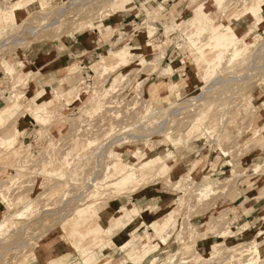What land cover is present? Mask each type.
Here are the masks:
<instances>
[{"label":"rangeland","instance_id":"1","mask_svg":"<svg viewBox=\"0 0 264 264\" xmlns=\"http://www.w3.org/2000/svg\"><path fill=\"white\" fill-rule=\"evenodd\" d=\"M16 1L0 0V113L6 114L0 124V220L12 219L0 227V264H103L106 257L111 264L118 255V264H264V222L240 236L252 212L245 209V193L251 181L264 178V22L253 10L242 14L252 0H172L169 10L136 7L132 0H84L83 6L75 5L81 0H46L41 10L40 0H26L17 19L8 15ZM261 6L264 13V1ZM54 11L62 18L54 20ZM119 16L129 20L135 45L122 43L124 36L115 42L118 33L108 22ZM48 21L56 24L47 27ZM242 21L248 27L238 32ZM220 24L228 26L220 33L241 39L235 42L244 50L232 45L211 73L218 52L203 47L201 56L193 32L201 28L202 40L213 42ZM84 33L97 45L82 57L72 41ZM109 53L117 59L102 63L99 54ZM24 55L34 57L32 68L23 67ZM3 66L13 75L5 78ZM209 78L216 79L203 87ZM157 84L180 89L154 97ZM39 86L50 88L39 93ZM177 97L183 100L169 107ZM44 99L52 102L35 116ZM28 124L32 133L23 142L25 134L16 131ZM101 143L109 144L97 149ZM117 164L148 173L166 167L156 173L162 180L151 175L122 190L112 177ZM13 201L10 209L6 203ZM136 218L142 229L118 243ZM93 226L100 242L94 257L84 260L67 236ZM46 246L54 247L52 262Z\"/></svg>","mask_w":264,"mask_h":264},{"label":"bare ground","instance_id":"2","mask_svg":"<svg viewBox=\"0 0 264 264\" xmlns=\"http://www.w3.org/2000/svg\"><path fill=\"white\" fill-rule=\"evenodd\" d=\"M25 1L26 0H17L14 4H13V8L10 10V12L8 13V15H10V17H13V18H19L20 17V14H21V12L24 10V8H25ZM78 1V0H77ZM77 1H74V2H77ZM86 1H89V0H86ZM95 1V0H94ZM263 1L264 0H252V5H251V7H248V8H246L245 10H243V12H242V14L244 15V17H245V15L246 14H248V13H251L252 12V10H253V12H254V14H255V16L257 17V19L260 21V22H264V13L262 12V6L260 7V5H262L263 4ZM24 2V3H23ZM38 2H39V0H38ZM82 2H84V0L82 1H80L79 3L77 2V4H75V5H78V4H82ZM40 4V6L42 7H40L41 8V10H44L45 9V7H46V5H48V2H46V0H40V2H39ZM85 3V2H84ZM250 3V4H251ZM70 4V3H69ZM80 4V5H81ZM88 4V3H87ZM67 5V4H66ZM72 5V4H71ZM75 5H72V6H75ZM72 6H70V7H72ZM81 6H83V5H81ZM255 6V7H254ZM63 7V6H62ZM62 7L60 8V10L62 9ZM69 7V8H70ZM257 7V10H255L254 8H256ZM69 9V8H67V7H64V9ZM78 9H79V7H77ZM64 10V11H67V10ZM58 10V9H57ZM63 10V9H62ZM250 10H251V12H250ZM54 12H56L55 13V16H56V18L54 17V20L55 19H58L59 18V16H57V11H54ZM63 12V11H62ZM62 12H60V13H62ZM37 13V12H36ZM35 13V14H36ZM59 13V12H58ZM66 13V12H65ZM64 12H63V15L65 14ZM39 14V13H38ZM50 15H51V13H50ZM53 15H54V13H53ZM52 15V16H53ZM59 15V14H58ZM42 16V15H41ZM44 16V15H43ZM52 16H50L48 19H52ZM58 17V18H57ZM198 17H199V14L198 13H194V15L192 16V18H191V21L193 22V23H195L197 20H198ZM60 18H62V17H60ZM59 18V19H60ZM236 19H237V17H235ZM228 19V18H227ZM242 19H243V17H242ZM53 20V19H52ZM52 20H50V21H52ZM54 20H53V22H54ZM46 21H47V19H46ZM58 21V20H57ZM60 21V20H59ZM44 23H47V22H44ZM49 21H48V24H45L47 27H48V25H49ZM60 23V22H59ZM56 24V22L54 23V24H50V25H55ZM49 25V26H50ZM41 26H43V25H41ZM40 26V27H41ZM45 26V27H46ZM40 27H37V28H40ZM44 26H43V28H45ZM42 28V29H43ZM224 28H228V26L227 25H222V24H220V25H218V26H216V28H215V31H217V33L215 34V35H213V36H211L210 37V39H212L213 40V42H209V41H204V40H202V37H201V34H202V29L201 28H198L197 29V31L196 32H193V34H195V40H194V42H196V41H200V43L198 42V43H195V47H196V49L199 47V49H198V51L197 52H199L200 53V51L201 50H203V47H208V48H210L211 50H215L214 52H218V57H217V59H216V62H215V64H214V66H213V68L211 69L212 71H211V73H213L214 72V67H216L217 65H218V62H220V60L222 59V57L224 56V51L225 50H227V49H230V48H232V45H237L238 44V50L239 51H243L244 49H243V46L242 47H239V42H241V39H234L232 36H230V37H228L227 35H222L220 32L222 31V29H224ZM40 30V29H39ZM44 30V29H43ZM225 30V29H224ZM41 31V30H40ZM214 31V32H215ZM232 32V31H231ZM260 35H262V36H264V33L262 32V34H260ZM112 36V35H111ZM234 37H236V36H234ZM236 40H240L239 42H235ZM191 43V42H190ZM13 44V43H12ZM202 44V45H201ZM192 45V46H193ZM193 46V47H194ZM198 46V47H197ZM78 50V49H77ZM79 51V50H78ZM110 55H108L106 58L103 56V55H100L99 54V59H102V63H105V61H107V60H110V61H112V59H114V57L116 58V56H114V55H111L112 53H109ZM201 56H204V54H203V52L201 51ZM127 56H129V54L127 53L126 54ZM199 55V54H198ZM200 56V55H199ZM188 58V57H187ZM117 59V58H116ZM124 59H126V58H124V57H121V59H118V61H119V63H117V64H120ZM256 64H254V66H255ZM115 68V67H114ZM154 68V67H153ZM254 68V67H253ZM258 68V67H257ZM2 70V74H3V76L5 77V78H9L10 76H12L13 75V72H14V70H13V68L11 67V66H9V67H7V66H3L2 68H1ZM157 69V68H156ZM257 70H259V68L257 69ZM261 70V69H260ZM264 70V68L261 70V71H263ZM152 71V70H151ZM257 74H258V72H257ZM212 76V75H211ZM166 77V76H165ZM170 77H171V75L169 76V79H170ZM216 78H209L208 80L206 79L205 81V83H204V85H203V87L204 86H207L208 84H210L212 81H214ZM248 79V78H247ZM170 81V80H169ZM231 81H234V80H231ZM170 83H168V85H169ZM167 85V84H166ZM179 89H180V87H176V85H173L172 84V86H170V88H166V87H161L160 85H156V87L154 88V97H157V96H159V97H165V96H168L170 93H175V92H177V91H179ZM66 93H68V92H61V94L63 95V94H66ZM60 94V95H61ZM56 99V98H55ZM60 99H62L61 97H57V100H60ZM171 99V98H170ZM51 99H44V100H42L41 102H40V106H39V108L38 109H36L34 112H35V116L36 115H38V116H40L41 114H43L44 112L46 113V111H47V109H48V106L51 104V102H52V100L50 101ZM180 100H183V98H179V97H177V98H172L171 99V105L169 106V107H171V106H174V105H177V103L180 101ZM164 111H162V112H154V113H149L148 115H145V117H143L142 118V120L143 121H145V120H147V119H150V118H154L155 116H157V115H160V114H162ZM6 116V114L4 115H2V113H0V124H2L3 122H5V117ZM141 120V119H140ZM139 122V121H138ZM137 123V122H136ZM134 124H131V125H128L127 126V128H130V127H132ZM106 127V126H105ZM21 129V128H20ZM163 130L164 129V127H157V128H155L154 127V129H153V131H155V130ZM123 130L125 131L126 130V127L125 128H123V129H121L119 132H123ZM21 130H17L16 131V133H17V135L18 134H21ZM16 133H15V135H11V137L9 138V139H7V141L9 142V145L10 144H12V143H14L15 142V140H16ZM115 136H116V134H115ZM118 136V135H117ZM117 136H116V138H117ZM109 137V136H108ZM111 137V136H110ZM131 137V136H130ZM115 138V137H114ZM108 139V138H107ZM106 139V140H107ZM118 139H121V138H119L118 137ZM2 141H4V139H1ZM106 140H105V142H106ZM110 140V139H109ZM113 141H115V140H113ZM121 141V140H120ZM120 141L118 142L117 141V143H120ZM89 143H92V141H89ZM94 143V142H93ZM102 144V143H101ZM100 144V146H98L97 147V149L99 148V147H102V146H106V144H109V143H104V144H102L101 145ZM115 144V143H114ZM97 151V150H96ZM150 152V151H149ZM66 155V154H65ZM102 155H100V157H101ZM151 157V156H150ZM147 158V157H146ZM148 159V158H147ZM140 160V159H139ZM111 163H109V165H110ZM108 165V166H109ZM112 165V164H111ZM158 165H160V164H158ZM157 164H156V166H158ZM107 166V167H108ZM111 167V166H110ZM166 167V165L164 166V167H161V169H157V167H154L153 169V172H151V173H148V172H143V171H141L139 168H137V167H135V166H133V164L131 165V164H123V165H115V169H114V171H115V173H114V175L112 176L114 179V182L115 181H117L114 185L115 186H117V187H119V188H121L122 190H126V188L127 187H130L131 189H133V187H135V185H138V184H140L141 182H143L144 181V179H146L147 180V178L146 177H148V176H151V175H153L154 177H155V179H157V181L158 180H162L161 179V175H156V173H158L160 170H164V168ZM249 169V168H248ZM248 169H246L245 170V172L244 171H242L243 172V175H245V174H247L248 173ZM109 170H112V168H110ZM113 172V171H112ZM251 174V173H250ZM253 174V173H252ZM243 175H240V176H243ZM254 175V174H253ZM167 178L169 177V176H166ZM150 178V177H149ZM107 179V178H106ZM103 181V180H102ZM107 181V180H106ZM110 181V180H109ZM99 182H101V181H99ZM113 182V183H114ZM151 182V181H150ZM154 182V181H153ZM110 183V182H109ZM108 183V184H109ZM98 184V183H97ZM112 184V183H111ZM210 184V183H209ZM59 185V184H58ZM101 185H102V183H101ZM107 185V184H106ZM105 185V186H106ZM211 185V184H210ZM92 185H90V188L89 187H87V190L88 189H93L92 187H91ZM212 186V185H211ZM210 186V187H211ZM110 187H112V186H110ZM205 187V186H204ZM203 187V188H204ZM46 188V187H45ZM52 188V187H51ZM118 188V189H119ZM50 189V188H49ZM110 189V188H109ZM130 189V190H131ZM210 189H212V187L210 188ZM47 190V189H46ZM116 190V189H115ZM119 191V190H118ZM205 192V189L204 190H201V195L202 194H205L204 192ZM210 191V190H209ZM211 191H213V190H211ZM117 192V191H116ZM46 193V192H45ZM109 193V192H108ZM119 193V192H118ZM118 193H115V195L116 194H118ZM120 193H121V191H120ZM113 194V193H112ZM122 194H124V193H122ZM118 195H120V194H118ZM36 200V199H35ZM35 200H32V201H30V202H28L27 204H25L21 209H19L18 211H16V212H14V213H10L11 214V216H10V218H14V217H16V216H18L22 211H24V210H27L26 208L29 206V204H31V202H34ZM99 200V199H98ZM97 200V201H98ZM14 201L13 202H11V204L10 203H6L8 206H9V208L10 209H13L14 208ZM93 206H94V204H92ZM93 209H94V207H93ZM12 219H7V217L5 218H3L2 220H0V227L1 226H3L5 223H8V221H11ZM97 229V227L95 226H93V230H88L86 233H84V234H82V235H79V234H77V233H75V234H72V235H70V236H67V238H68V240H69V243L73 246V248H74V251H75V253H77L79 256H83L82 258L84 259V260H90L91 258H93L94 257V253H95V249H96V246L95 245H97L98 244V242H100L99 240H100V238H101V236L99 235V234H97L96 232H95V230ZM225 232H227L226 230H225ZM46 233V232H45ZM111 233V232H110ZM223 235H221L220 236V238H225L226 237V235L224 234V232L222 233ZM262 234H263V231L261 230L260 231V233H259V237L258 238H260L261 236H262ZM64 235H65V233H64ZM90 239H92V242H89V243H86V242H88ZM184 240V238H181V242ZM64 241V240H63ZM86 241V242H85ZM68 243V242H67ZM66 243V244H67ZM255 245V244H254ZM94 246H95V249H94ZM86 247V248H85ZM46 248H49V249H45V254H46V259L48 260V262H52V257L53 256H55L56 255V253H55V250H54V247L53 246H46ZM188 249V248H187ZM257 253H259L260 252V249L257 247V248H253ZM85 251V254H83V252ZM147 252V251H146ZM246 252V253H245ZM247 252H249V251H242V253L244 254H247ZM241 253V254H242ZM242 254V255H243ZM233 256V255H232ZM247 256H249V255H247ZM245 257V256H244ZM104 263L103 264H110V257H106V258H104ZM132 261V260H131ZM126 262H128V260H126ZM132 262H134V261H132ZM122 264H125V261H123V263ZM166 264V263H165ZM167 264H168V262H167ZM245 264H253V263H248V262H246Z\"/></svg>","mask_w":264,"mask_h":264},{"label":"crops","instance_id":"3","mask_svg":"<svg viewBox=\"0 0 264 264\" xmlns=\"http://www.w3.org/2000/svg\"><path fill=\"white\" fill-rule=\"evenodd\" d=\"M138 2L140 3H144L145 6L148 7H153V8H158L159 6H161L162 8L165 9H172L175 6L174 1L172 0H132V4L138 5ZM203 8V7H202ZM204 12V15L207 17V14L205 12V8H203L202 10ZM108 24H110L108 27L112 28V30L114 29L115 33H118V36L116 37L115 42H119L120 40V36H124L122 43L123 42H128L127 44L130 46L135 45L134 42L131 40L130 36L132 37V32L131 30L129 31L128 29H130L131 24L129 23V20L127 18H123V17H115L112 18L111 20H109ZM239 26L242 28L248 27L245 24V21H242L239 25H236V30L239 32ZM128 30V32H127ZM121 34V35H120ZM72 46L74 48L78 47L81 51H84V54L82 57L84 56H88L90 55V53H93L96 50V45L97 42L95 41L94 37L91 36L89 33H84L80 36H78V38H76L75 40L72 41ZM148 45V44H146ZM41 59L44 62H48L49 56L46 54H42L41 55ZM33 61H34V57L31 56H23V67L30 69L33 67ZM185 77H188V75L185 73ZM173 79H175V76L173 77ZM49 80H45L44 83H48ZM43 84V85H45ZM50 88V86H39L38 87V91L39 93L42 92L43 89H48ZM36 92V93H37ZM261 98V96L259 97ZM31 124L25 125L22 127V133H24L25 135L22 137V141L26 142V138L27 135H30L32 133L31 130ZM58 129L55 128L54 132H57ZM251 185H254L253 188L247 189L245 195L247 197H250L247 201V204H245V209L246 211H252L250 216H245L244 219V223H241V227L243 228L244 225H246L245 222H247V224L249 223V228L244 229L243 232H241L240 236L243 238H247L248 235L250 234V232H253L257 229V227L264 222V197L259 198L260 196L263 195V189H264V178H259L256 181H251L250 182ZM243 189V186H242ZM0 207H2V205L0 204ZM125 224V221L123 222ZM142 221L141 219L139 220L138 218H136L130 225H128V228L124 230L122 237H119V241L118 243L121 241H125L126 239L130 238V234L134 233L135 230H141L142 229ZM135 228V229H134ZM232 238V237H231ZM206 238H204L202 240V247L204 245H207L208 243H206ZM120 242V243H121ZM131 244L127 245V247H125L124 249L128 248ZM60 251V250H58ZM62 251V250H61ZM119 256L114 257L113 261L111 262V264H118L119 263ZM83 261V260H82ZM72 263V262H71ZM70 263V264H71ZM76 264H79V262H77ZM84 264V262H83Z\"/></svg>","mask_w":264,"mask_h":264}]
</instances>
